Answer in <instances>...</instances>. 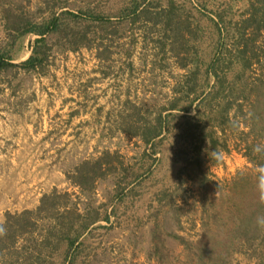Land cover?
Instances as JSON below:
<instances>
[{
  "label": "rangeland",
  "instance_id": "obj_1",
  "mask_svg": "<svg viewBox=\"0 0 264 264\" xmlns=\"http://www.w3.org/2000/svg\"><path fill=\"white\" fill-rule=\"evenodd\" d=\"M141 6L0 0V51H12L13 64L39 38L22 35L23 19L84 11L73 44L53 40L42 67L0 74V223L58 191L102 219L85 231L80 255L58 250L40 264H264V199L244 208L264 174L252 115L264 105V1ZM240 34L246 61L217 69ZM159 122L162 135L146 148L140 138ZM89 174L102 177L84 191L74 185ZM46 229H28L0 264H39L28 257Z\"/></svg>",
  "mask_w": 264,
  "mask_h": 264
},
{
  "label": "trees",
  "instance_id": "obj_2",
  "mask_svg": "<svg viewBox=\"0 0 264 264\" xmlns=\"http://www.w3.org/2000/svg\"><path fill=\"white\" fill-rule=\"evenodd\" d=\"M148 0H132L134 13H137L142 8V4L146 3ZM249 3L254 0H247ZM257 1V0H255ZM264 1V0H263ZM84 11H81V15ZM144 10H141L140 14H143ZM87 17H93L95 14L92 12L85 13ZM81 15H76L71 12H63L58 16L55 14L51 18L45 21L37 22L32 19H23L22 23H18V25H23L22 27V35L26 34H33L37 35L39 38L35 42V46L33 49V54L31 57L20 64H13L12 62L15 60L14 56L12 55V51L2 50L0 51V74L6 72L8 69H18L23 68L26 70H37L38 68L42 67L43 64L47 61L48 51H49V44L53 40H60V39H67L69 38L71 44L75 42L74 38L76 39L79 35L74 33L73 36H70V33L74 30H77L79 26L82 25L83 18ZM98 17V16H94ZM99 18V17H98ZM88 18L86 19V21ZM101 21V20H100ZM74 37V38H73ZM71 38V39H70ZM15 40V38H14ZM241 41H246L241 34L239 38L235 41V43L230 46L231 49L226 48V60L225 58L218 59L217 61V69H221V66L225 67L231 63H234V60L238 61H246V56H248V43L246 41V45L243 48H239ZM239 60V61H240ZM246 63V62H245ZM243 63V65L245 64ZM220 65V66H219ZM217 72H214L213 75L215 77L218 75ZM219 76H217L218 78ZM219 81L215 86V89L219 86H223L221 78H218ZM234 84V79L233 83ZM219 90V89H218ZM217 90V91H218ZM235 88H232L234 91ZM253 118L256 120L255 128L259 129V133L257 135H261L264 139V105L257 107V111L253 112ZM190 121L195 119L194 117L188 118ZM187 120L185 125L183 124V133L186 134L187 137L190 138L192 136V124L189 123L190 121ZM162 123L156 124L152 128H148V133L146 135L141 136L142 142L145 144L146 148L149 147L150 142L159 139L162 135ZM161 145V143L153 144L150 148L154 154L158 151L157 148ZM264 160V158L262 159ZM100 163L101 166V159L96 161V165ZM84 166V165H83ZM80 170V167L79 169ZM81 171V170H80ZM83 180H79L75 182V186H79L83 189H86V185H88L91 181L95 182L99 177L97 176L92 178L89 175L83 176ZM259 184L257 185V195L259 197H253L249 201L244 203V208L247 209L246 206H251V201L256 199H264V174L259 179ZM119 184H115V188H119ZM118 192V190H117ZM248 195L250 196L251 193L248 190ZM119 194H122L119 191ZM256 195V193H255ZM71 195L69 193L60 194L58 191H54L49 195H45L41 199V203L39 207L35 211H24L22 213L10 214L8 213L5 217V222L0 223V254H5L6 252L16 249V245L19 240L26 236L29 232H27L30 228H48L46 229V235L41 236L39 243H36V246L33 249L34 254H30L28 258H35L34 263H42L43 259L51 258L53 252L56 251L59 257H64L66 260L69 259V255H80L82 249L84 247V242H80L83 238L85 231L94 226L96 223L101 221L100 214H96L95 218L88 217V213H81L80 209L76 204L72 203ZM64 200V203L60 207L58 204L59 201ZM43 214H47V218L43 217ZM105 221H110V215L107 214L103 218ZM33 233V231H32ZM42 235V234H41ZM52 239H56V245L52 242ZM39 246H38V245ZM55 248L53 249V247ZM24 253L26 250L24 249ZM77 260V259H76ZM64 264V263H63Z\"/></svg>",
  "mask_w": 264,
  "mask_h": 264
}]
</instances>
